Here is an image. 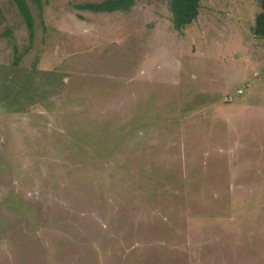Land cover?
<instances>
[{
    "label": "rangeland",
    "instance_id": "374dc122",
    "mask_svg": "<svg viewBox=\"0 0 264 264\" xmlns=\"http://www.w3.org/2000/svg\"><path fill=\"white\" fill-rule=\"evenodd\" d=\"M100 1L0 0V264H264L260 0Z\"/></svg>",
    "mask_w": 264,
    "mask_h": 264
},
{
    "label": "trees",
    "instance_id": "16d2710c",
    "mask_svg": "<svg viewBox=\"0 0 264 264\" xmlns=\"http://www.w3.org/2000/svg\"><path fill=\"white\" fill-rule=\"evenodd\" d=\"M20 13L23 15L28 29L33 26V19L25 0H14ZM172 16L174 27L181 29L192 23L199 14L201 0H166ZM133 0H103L90 2L77 7L95 13L115 12L131 6ZM260 11L255 15L252 33L258 38L264 39V0H260ZM17 65V62H14Z\"/></svg>",
    "mask_w": 264,
    "mask_h": 264
}]
</instances>
